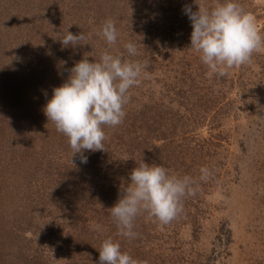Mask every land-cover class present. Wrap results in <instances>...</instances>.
I'll list each match as a JSON object with an SVG mask.
<instances>
[{
	"label": "trees",
	"instance_id": "trees-1",
	"mask_svg": "<svg viewBox=\"0 0 264 264\" xmlns=\"http://www.w3.org/2000/svg\"><path fill=\"white\" fill-rule=\"evenodd\" d=\"M246 1L237 0L248 11ZM198 2L211 7L216 0ZM185 5L197 10L194 0H0V120L4 123L0 125V264H51V257L39 253L42 244L55 258L69 260L67 264H99L98 250L106 238L119 242L122 252L134 259L155 260L154 250L167 241L162 239L164 233L176 227L180 216L161 225L141 213L134 222L137 237L120 236L109 209L122 187L91 181L88 171L94 169L96 177L104 175L115 147L127 149L131 169L141 160L166 167L177 158L178 138L188 139L191 125L200 123L214 107L213 85L201 88L197 77L206 76L209 69L196 56L190 60L195 51L190 48L192 27L183 12ZM107 19L115 22L118 32L111 47L97 35ZM67 31L82 32L88 39L84 45L62 48L59 39ZM129 41L136 44L138 56L127 53L124 45ZM103 51L146 62L143 73L170 67L176 75L164 86L169 99L140 109L127 108L136 100L132 90L144 88L139 83L132 87L123 122L104 128L105 151H85L88 162L82 164L79 154L72 157L67 137L48 122L44 107L53 88L68 78L67 69L83 58L99 60ZM198 61L201 72L196 69ZM11 88L25 93V112L12 108L19 103L13 104V94L8 96ZM43 142L46 153L33 162L30 151L43 147ZM196 152L202 155L203 147ZM26 158L31 160L27 166ZM4 174L10 187L16 180L28 185L6 194L1 184ZM27 177L44 187L31 191ZM94 224L101 230H94Z\"/></svg>",
	"mask_w": 264,
	"mask_h": 264
},
{
	"label": "rangeland",
	"instance_id": "rangeland-1",
	"mask_svg": "<svg viewBox=\"0 0 264 264\" xmlns=\"http://www.w3.org/2000/svg\"><path fill=\"white\" fill-rule=\"evenodd\" d=\"M246 5L264 36V0H247ZM191 54V61L193 56L199 58V53ZM197 64L196 69L201 72V62ZM175 75L170 67L166 71L160 68L142 72L139 86L144 88L132 90L136 100L127 108L140 109L163 98L169 99L171 94L164 86L174 81L171 78ZM214 75L209 71L206 76H197L201 88L206 84L213 85L211 103L214 107L200 123L191 125L188 139L178 138L175 143L179 147L177 158H172L165 167L171 174L193 177L198 191L183 199L181 219L175 228L164 233L166 236L162 239L167 241L160 244V250L158 245L154 248L152 256L155 260H138L141 264H264V50L254 53L251 63L229 69L227 76L213 78ZM206 77L210 83L205 82ZM14 89L11 88L8 96L13 94V104L17 102L19 106L12 108L23 113L27 98L25 93ZM3 124L0 120V125ZM201 146L202 155L196 152ZM46 149L44 144L31 150L32 161L40 159ZM114 151L104 175L96 177L94 169L88 171L91 181L108 187L126 184L132 170V162L128 161L130 156L127 149L115 147ZM29 161L26 158L23 164L27 166ZM202 166H207L213 173L207 181L199 179ZM18 169L20 171L22 167ZM187 170L189 174H185ZM4 175L1 184H5L6 194H16L17 187L21 191L28 185L18 184L16 180L10 187ZM26 182L30 183L31 191L43 186L29 177ZM12 198L14 200V196ZM42 245L39 253L51 257V264L68 263L69 260L55 258L54 253Z\"/></svg>",
	"mask_w": 264,
	"mask_h": 264
},
{
	"label": "clouds",
	"instance_id": "clouds-1",
	"mask_svg": "<svg viewBox=\"0 0 264 264\" xmlns=\"http://www.w3.org/2000/svg\"><path fill=\"white\" fill-rule=\"evenodd\" d=\"M197 10L185 5L183 12L191 22L190 48L199 53L201 62L210 73L220 77L229 69L251 63L252 56L264 50V36L257 28L256 18L237 0H216L207 7L194 0ZM97 35L110 47L115 45L118 32L115 22L107 19ZM88 39L67 31L60 40L62 48L77 45ZM129 56H138L133 42L124 45ZM65 64L67 62H64ZM147 63L125 60L121 55L103 51L99 60L83 58L67 69L69 75L58 87L44 107V114L58 132L67 137L72 157L79 154L86 164L85 151H105V127H116L126 115L125 106L130 101L129 90L136 86ZM202 181L212 176L207 166L200 168ZM198 185L189 175L178 176L159 164L141 160L121 188L117 202L109 209L118 234L129 239L137 237L134 222L141 213H147L161 225H168L183 212V199L195 195ZM94 230L101 225L94 224ZM99 264H140L127 252H122L119 242L106 238L98 250Z\"/></svg>",
	"mask_w": 264,
	"mask_h": 264
}]
</instances>
